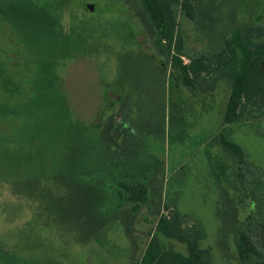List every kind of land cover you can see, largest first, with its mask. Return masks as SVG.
I'll return each instance as SVG.
<instances>
[{
    "label": "rangeland",
    "instance_id": "1",
    "mask_svg": "<svg viewBox=\"0 0 264 264\" xmlns=\"http://www.w3.org/2000/svg\"><path fill=\"white\" fill-rule=\"evenodd\" d=\"M191 2L193 20L176 12L192 56L217 52L239 26L264 23V0ZM154 33L139 0H0V103L28 100L36 88L47 134L61 125L72 132L50 144L44 132L34 140L30 126L23 166L0 165L4 176H34L33 157L45 163L31 196L0 178V264H136L167 207L202 226L210 264H264V114L224 125L227 75L178 84ZM17 124L0 128L15 140ZM221 136L241 146L242 160ZM112 174L145 183L136 212L126 198L116 206ZM239 230L260 256L239 255Z\"/></svg>",
    "mask_w": 264,
    "mask_h": 264
},
{
    "label": "trees",
    "instance_id": "2",
    "mask_svg": "<svg viewBox=\"0 0 264 264\" xmlns=\"http://www.w3.org/2000/svg\"><path fill=\"white\" fill-rule=\"evenodd\" d=\"M139 1L154 29L153 38L165 49L171 62L172 70L169 71V75H174L178 84L192 87L199 79H210L217 73H225L230 88L222 114V123L224 125L245 123L259 114H264V23L258 20L254 24L239 26L226 36L221 49L217 52L192 56L184 49L176 12L179 8L186 17L193 20L196 11L191 0ZM184 56L188 59L186 63L183 60ZM55 77H57L55 74H49L48 78L57 85L59 79ZM34 90V93H37L28 100L0 103V124L18 123L14 130L18 132L15 140L12 139L11 131L6 133V129L0 128V165L8 164L9 167L14 165L15 169L23 166L26 156L22 150L29 137L30 126L34 140H39L38 135L43 132L47 142L58 132H61V135L64 132L67 133L68 137L72 134L65 125L61 131L59 130L62 125L61 127L53 126L57 130L52 128V131L49 130V135L47 134L46 127L39 124L43 122V118L40 119L38 109L39 91L36 88ZM54 107L56 105L53 104V110ZM50 113L46 117L48 122L53 119V114ZM220 141L233 151L239 160L244 158V150L239 144L222 136ZM49 143L52 144V140ZM49 143H46L44 147L45 154L50 151ZM11 144L14 146L11 147ZM34 144L38 147L37 143L34 142ZM33 163L31 171L35 174L34 176L22 175L9 169L8 175L0 174V178L13 185L18 194L31 196L39 180V175L34 173L35 169L45 167V163L41 164L38 158L36 160V156L33 157ZM239 170L241 171L240 167ZM62 171L64 172V169ZM131 178L112 174L110 181H116L115 194L119 200L116 206L120 207L123 204V198H126L131 202V210L136 212L139 205L145 202L147 188L140 179ZM166 209L167 213L161 212L155 219L154 230L136 264H210L209 250L200 245V240L205 235L202 226L196 221H191V225L186 226V215L174 208ZM164 238L185 243L186 252L183 253L166 245ZM237 250L244 258L260 256V251L244 230L238 231Z\"/></svg>",
    "mask_w": 264,
    "mask_h": 264
},
{
    "label": "water",
    "instance_id": "3",
    "mask_svg": "<svg viewBox=\"0 0 264 264\" xmlns=\"http://www.w3.org/2000/svg\"><path fill=\"white\" fill-rule=\"evenodd\" d=\"M86 8H87L88 10H90V8H89L88 6H87Z\"/></svg>",
    "mask_w": 264,
    "mask_h": 264
},
{
    "label": "flooded vegetation",
    "instance_id": "4",
    "mask_svg": "<svg viewBox=\"0 0 264 264\" xmlns=\"http://www.w3.org/2000/svg\"><path fill=\"white\" fill-rule=\"evenodd\" d=\"M86 6H88L89 8H90V5H86ZM85 7V6H84Z\"/></svg>",
    "mask_w": 264,
    "mask_h": 264
},
{
    "label": "crops",
    "instance_id": "5",
    "mask_svg": "<svg viewBox=\"0 0 264 264\" xmlns=\"http://www.w3.org/2000/svg\"><path fill=\"white\" fill-rule=\"evenodd\" d=\"M115 116H117V115H115ZM119 117V116H118Z\"/></svg>",
    "mask_w": 264,
    "mask_h": 264
}]
</instances>
